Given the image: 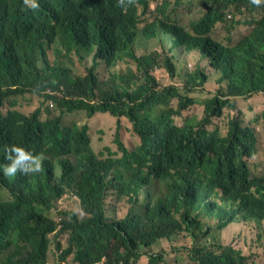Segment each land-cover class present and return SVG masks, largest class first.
<instances>
[{"label":"trees","instance_id":"trees-1","mask_svg":"<svg viewBox=\"0 0 264 264\" xmlns=\"http://www.w3.org/2000/svg\"><path fill=\"white\" fill-rule=\"evenodd\" d=\"M38 4L29 9L21 0H0V165L8 163L6 146L45 156L38 173L0 171V264H48L52 245L53 264H160L165 250H144L164 247V240L190 241L183 246L188 264H253L215 233L248 221L264 231V178L251 180L243 160L256 129L227 116L230 108L242 113L244 102L264 100V22L253 38L227 50L194 19L181 24L167 3L154 9L150 0ZM150 13L168 24L177 45L188 41L187 52H200L193 72L165 53L119 50ZM57 43L60 61L53 63L49 51ZM208 61L220 77L206 74ZM48 70L52 75H41ZM160 70L168 77L161 83ZM212 83L215 98L200 110L189 95ZM26 95L53 100L58 114L44 117L42 106L23 112ZM76 111L88 119L110 113L118 132L126 121L135 141L126 145L118 136L121 155L108 148L107 156L97 154L87 124L64 123ZM75 195L83 218L56 204ZM121 203L128 208L118 217Z\"/></svg>","mask_w":264,"mask_h":264},{"label":"rangeland","instance_id":"rangeland-1","mask_svg":"<svg viewBox=\"0 0 264 264\" xmlns=\"http://www.w3.org/2000/svg\"><path fill=\"white\" fill-rule=\"evenodd\" d=\"M151 7L156 8L157 4L167 3L166 12L169 14H173L180 21L181 24L185 25L190 18H197L201 14V9L199 10V1L198 0H150ZM186 7H188L189 15H187ZM233 15V13H231ZM157 13H152V15L147 18L145 21L150 20L152 17L156 16ZM159 16V15H158ZM170 38L163 34V45H166V41ZM135 51L138 54L143 52H151L154 50L162 51L158 41L148 42L143 38L136 44L134 47ZM181 52H177V60L181 63ZM60 53L61 50L58 48V43L53 47L52 50L49 51V57L53 63H56L58 60L60 61ZM196 59H192L187 62V65H184L185 69H190L192 72L197 68L195 67ZM191 64V67L188 65ZM101 74L105 78H109V74L102 68L100 70ZM156 76L159 78L160 83L164 81L167 77L165 71H158ZM21 110L25 113H31L33 110L38 108L39 106L44 107L43 115L46 113L58 114L56 105L54 108L49 109L47 107V100L39 97H34L31 95H26L20 99ZM257 103H261L264 105V101L255 98L251 101L244 102L240 105L243 113L245 114V121L252 119L254 123L252 127H255L258 135V142L256 145V155L250 159V166L252 169L253 175H262L264 173V126L262 124V119L259 122H255V111L250 110L249 107H254ZM48 108V109H47ZM7 111V107L4 108V112ZM234 114H238L237 111H234ZM72 122H77L78 126H83L87 124L89 126V135L92 140V148L94 151L99 154L104 152L107 156L106 148L110 149L114 153H119V146L117 143V139L119 136V140L126 145L132 146L135 139L131 135V133L126 129L127 122L123 121L124 128L121 132L117 130V119L113 117L110 113H98L96 116L94 115L91 119H88L86 116V112L78 111L68 114L64 117L65 124H71ZM222 127L224 132L227 131V121H222ZM121 155V154H120ZM119 155V157H120ZM57 206L64 210H73L75 211L81 218L84 217V213L80 208V200L65 197L58 202H56ZM127 205L121 203L118 206V217H122L125 215L127 211ZM213 221H210V224H213ZM232 226L227 227L223 231H219L215 233L218 237L219 243H223L224 245H231L234 248L241 250L244 255L249 256L251 258V262L253 264H264V231L260 232L257 229V224L254 221L250 222H241V223H232ZM264 230V223H263ZM167 245L162 247L161 245L153 246L154 249H145L144 251L151 250L153 254L158 255L161 250H165L167 255L163 263L160 264H188L187 260V252L183 250V246L190 245V241L181 242V243H171L167 240L163 241ZM162 242V243H163ZM175 248L180 249L178 254L175 253ZM52 252H54L53 245L50 248L49 252V261L48 264H53L55 259L53 257Z\"/></svg>","mask_w":264,"mask_h":264},{"label":"clouds","instance_id":"clouds-1","mask_svg":"<svg viewBox=\"0 0 264 264\" xmlns=\"http://www.w3.org/2000/svg\"><path fill=\"white\" fill-rule=\"evenodd\" d=\"M137 1L138 0H122V2L126 4ZM21 3L23 7L24 5H26V7L29 9H38L39 7L38 0H21ZM200 9L201 7L199 6V10ZM186 10L187 15H189L188 7H186ZM231 13H233V15ZM151 15L152 13L146 14L139 22H136L132 42L130 44L122 46L119 49L121 52H123L129 47H135L136 44L140 41V39L143 38L145 41L148 42L158 41L162 51H159L157 49L154 51L169 55L174 59L175 62H178V51H182L181 62H189L190 60L195 59V57L197 59L199 58L200 52L198 50H193L191 52L186 51L187 44L189 43L188 41L177 45L176 38L165 27L168 24H166L162 20V18L158 16V14L152 17L150 20L145 21ZM192 19H194L195 22L203 28L207 37L211 41L218 44L224 49L231 50L239 46L244 40L253 38L256 32H258V30L260 29V24L264 22V0H204L203 7L201 9V14L197 18H190L188 22H190ZM163 34L167 35L170 38L166 41L165 46L163 45ZM187 57L189 61L187 60ZM188 66L191 67V64ZM215 68L216 66L213 65L212 62L210 65L208 61L207 69L205 71L206 74H209L210 70H212L216 76L220 77L221 74L215 72ZM40 73L42 76H47L48 74L52 75L51 70H48L46 73ZM216 86V84L212 83L210 89H203L197 93L189 95L195 100L196 106L199 107L200 110H203L204 108L202 106V102L204 100H212L215 98L214 94L217 93ZM183 97H187V95H183ZM47 102V107L49 109L54 108V106L56 105L53 100H47ZM42 108L44 112L45 108ZM35 110H33L32 112H34ZM250 110L255 111L256 118V116L260 115L264 111V105L258 103ZM234 111L238 112V108H230L229 110H227V116H229L231 119L235 117H240L244 126H252V124L254 123L252 119L245 121V114L243 112H238V114H234ZM45 116L46 115H44V117ZM259 121L255 120L256 123ZM262 124L264 126V119H262ZM257 142L258 139L255 140L251 155L243 158V160L247 164L251 180L264 178V173L262 175H253L250 166V159H252L256 155ZM4 152L6 154L5 158L8 160V163L6 165H0V171H2L4 176L8 177L16 176L18 172L21 174L38 173L40 172L43 160L45 159L43 153L33 154L30 149H27L21 145L6 146L4 148ZM252 191L255 192V187L252 188ZM71 198L79 199L76 195ZM63 222L64 221H62V217H59L57 223L58 229L62 227ZM231 224L232 223L227 225L221 231H223L227 227L232 226ZM104 259L106 260V258Z\"/></svg>","mask_w":264,"mask_h":264},{"label":"crops","instance_id":"crops-1","mask_svg":"<svg viewBox=\"0 0 264 264\" xmlns=\"http://www.w3.org/2000/svg\"><path fill=\"white\" fill-rule=\"evenodd\" d=\"M258 99H259V98H258ZM259 100H260V99H259ZM256 105H257V104H256ZM256 105H255V106H256Z\"/></svg>","mask_w":264,"mask_h":264}]
</instances>
